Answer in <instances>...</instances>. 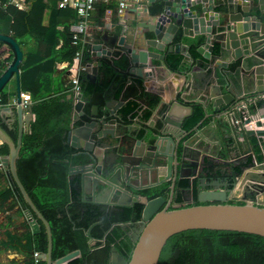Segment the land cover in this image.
Returning a JSON list of instances; mask_svg holds the SVG:
<instances>
[{"label": "water", "instance_id": "95a60500", "mask_svg": "<svg viewBox=\"0 0 264 264\" xmlns=\"http://www.w3.org/2000/svg\"><path fill=\"white\" fill-rule=\"evenodd\" d=\"M152 1L155 0H148ZM156 1V13L150 15L149 21L140 23L152 35V38L144 40L143 43L156 45L161 50L167 44L168 48L171 45L175 52H179L182 45L180 42L171 44L174 38L187 35L196 37L195 40L199 42L197 50L204 58L197 63L208 70L206 75L201 76L204 81L202 89L209 90V98L199 102L204 107V117L209 115L206 106L210 103L217 120L216 124L214 120L205 125V135L214 136L219 140L218 150L215 148V152L210 151L208 154L216 158L221 149L228 156H232V152L238 149L239 154L224 159L223 165L234 160H245L254 146L251 138L264 132L260 127L264 122L251 117L243 118L245 106L237 104L238 100H234L231 94L222 93L221 84L216 81L223 80V85H227L224 70L228 62L224 60H238L237 69L241 72L245 87L264 94V0H256L255 5L252 0H226V3L221 5V10L215 9L213 0ZM0 42L8 46L12 55L0 73V93L12 77L17 82L12 99L6 97L5 102L0 103V140L7 147L4 160L6 172L12 180V187L16 186L25 203L23 213L31 227H39L37 219L43 224L47 244L46 251L40 253V258L45 264H52L49 223L31 200L17 173L22 135L28 130L32 120L30 105L24 107L21 103L18 83L22 51L11 34L0 32ZM112 49L129 55L137 75H150V70L142 72L143 68L148 66L149 58L162 57V54L148 49H137L135 38L133 42H127L120 31L106 29L100 36V41L91 43L80 57V61L84 62L83 71L92 81L96 79V68L102 63L99 58L110 56ZM184 54L188 56L186 49ZM242 70L245 74H242ZM74 98L76 100L71 110V122L65 132L64 141L79 149L77 154L81 156L80 161L73 164L68 173L79 175L73 189L83 203L109 208L131 206L144 199L137 190L170 181L167 199L157 195L145 200L138 220L120 223L133 247L126 260L111 246L107 264H157L167 239L189 229L233 230L264 237V206L256 204L253 200L234 203L228 199V191L235 184L238 173L225 179L217 176L205 184L202 181L206 177L196 176L202 163L201 157L206 156L207 147L196 145L193 150L192 142L188 140L199 130L202 120L187 131L181 127L184 118L191 114V106L178 102L168 105L164 102L159 134L149 138H120L121 132L113 126L117 124V110L123 97H120L115 105L106 101L107 113L101 115L93 105L88 120L80 124L78 121L83 113L84 102L81 93L74 95ZM177 106L186 108V113L175 116L173 110ZM251 121H254L255 129H252ZM12 128L16 129L15 139L8 132ZM175 130H178L177 134ZM192 138L195 140L197 137L194 135ZM167 139L171 141L170 145L165 143ZM252 166H264V160L256 161ZM210 172L216 173L207 166L205 174L208 176ZM135 178H144L147 181L136 184L133 182ZM179 178L189 179L191 187L194 186L196 190L195 198L191 197L189 205L171 208L175 205L172 198L175 182ZM256 185L258 188H264V180ZM87 193L91 194L89 199H85ZM97 223L99 221L87 228L86 235H89L91 227ZM93 240L89 238V244ZM70 255L62 256L55 262L66 260Z\"/></svg>", "mask_w": 264, "mask_h": 264}, {"label": "trees", "instance_id": "16d2710c", "mask_svg": "<svg viewBox=\"0 0 264 264\" xmlns=\"http://www.w3.org/2000/svg\"><path fill=\"white\" fill-rule=\"evenodd\" d=\"M106 7L104 4H99L97 9L103 13ZM64 9L76 15L74 9L68 7ZM49 10L50 8L44 5L43 0L36 1L27 11L9 4L0 5V19L7 14L12 16L11 35L17 41L18 38L25 36L33 26L32 19L29 18L30 13H48ZM70 36L71 31L66 28L65 41L56 51L59 56L54 55L59 60H67L69 64L77 48L71 44ZM188 48L189 54L195 57L197 55L196 43H190ZM11 56L8 46L0 42V73L10 61ZM164 60L173 73L184 75L188 69L182 55H166ZM123 61L119 63L114 59H104L101 63L103 78L99 81L88 80L83 70L79 72V87L84 105L78 123L88 118L93 104L98 107L104 105L109 91L114 97H123L118 109L119 117L125 119L138 112L139 104L135 96L137 95V83L140 84L141 80L135 78L128 82L126 61L124 59ZM230 79L236 81L234 77ZM70 93L72 95L69 98L48 97L30 105L35 119L31 123L30 131L22 136L17 159L19 179L35 206L49 223L52 238V264H107L111 246H114L128 260L133 243L125 236L120 223L138 220L145 200L157 195H162L167 199L170 181L137 190L136 192L144 199L131 206L106 208V206L83 203L73 189L75 179L68 175L70 166L77 164L81 158L77 150L68 146L64 141L75 99L71 90ZM5 99L6 93L3 90L0 93V103H4ZM158 100V97L151 98L149 106H154ZM191 104L192 112L183 123L185 130L193 128L204 114V107L200 102ZM149 114L150 110L144 109L141 112L142 119L148 118ZM8 132L12 138H16L14 128ZM253 144V154H248L245 160L240 159L223 165L221 160L205 156L202 158L201 169L206 170L208 163H212L216 174L218 172L227 173L230 176L240 174L245 168L252 166L255 161L262 160L257 143L254 141ZM0 152L7 153L5 144L1 145ZM7 175L9 184L6 181L0 184V208L15 195L23 210L25 203L16 186L12 187V180L9 174ZM174 190L176 192L173 198L175 205L171 208L189 205L190 203H182V199L186 197L195 198V187H191L188 178L177 179ZM230 202L242 203L241 201ZM21 208H17L14 213L23 216ZM4 216L8 220L1 225L13 224V221H10L12 216ZM27 220L24 221L25 226L28 225ZM96 221L99 223L94 224L89 235H86L87 228ZM37 222L39 227H31V234L26 236L25 243L30 253L37 251L40 254L46 251L47 238L43 224L38 219ZM89 238L94 239L90 244ZM69 254L71 255L66 260L55 262L58 258ZM33 262L28 261L27 264H45L41 259ZM157 264H264V237L233 230L189 229L181 231L167 239Z\"/></svg>", "mask_w": 264, "mask_h": 264}, {"label": "crops", "instance_id": "0c3cea01", "mask_svg": "<svg viewBox=\"0 0 264 264\" xmlns=\"http://www.w3.org/2000/svg\"><path fill=\"white\" fill-rule=\"evenodd\" d=\"M19 1L21 3L20 7L16 6L15 4H9V5H13L17 9L27 11L30 9L32 4H34L38 0H19ZM43 3L45 6H48L50 8L48 13H30L29 18L32 19L33 26L25 36L17 39L19 47L22 51V60L19 65L18 83H19L20 91L26 92L30 95L31 101L29 105H31L36 101H40L48 97H54V96H60L65 98L71 97L72 95L70 93L71 78L72 76L77 74V72L74 71V67L71 68L72 62L69 64L67 60H59L58 58H56L57 56H59V54L56 51H58L62 47L65 41L66 28L70 29L71 25L75 23L76 15L74 13H69V10H65L64 7H60L58 5L57 0H43ZM213 3L216 5L215 9L221 10L222 9L221 5H224L226 3V0H213ZM142 4H143L142 6H139V4H135V3L130 4L129 6H127L126 9H124L121 12H118L114 5L110 4L108 6L105 4L108 7V10H106L107 9L106 7L103 13H100L99 10L97 9V7H99V4L95 5L94 9L91 12L89 25L84 33V38L86 41L84 51L91 43L100 41V36L103 34L104 30L107 29L109 31H116V32L120 31V33L123 34V36L125 37V41L127 42H133L135 38L137 49L140 48L148 49L152 52L162 54L161 58H156V57L149 58L148 66L144 67L142 70V72L149 70L151 71V74L147 76L136 74L135 69L130 62L129 55L126 52L112 49L110 56H102L101 58H99L101 62L104 59H114L119 63L124 62L123 61L124 59L126 61L125 69L127 70V74H128V82H130L132 79L135 78L141 80L140 84L137 83V95L135 96L136 97L135 99L139 104L138 112H136L134 116L126 117L125 119L118 117L117 124L113 126L121 132L120 138L123 136H130L135 138H144V137L149 138L152 135L154 136L156 134H159L158 130L162 127L161 118H162V110L164 109L163 106H165L164 102L167 103L168 105L173 102H178L184 105L191 106L192 105L191 103L193 102H199L205 98L207 99L209 98V90L202 89L204 86V81L202 80L203 78L201 76L206 75L208 70L204 66L200 67V65L197 63L198 61L204 60V58L197 50V46L199 42L195 40L196 37L195 36L190 37L187 35L182 37L178 36L177 38H174L171 44L173 42H180L182 45V49L179 52H175L171 47V45L168 48L167 44L165 45L163 50L159 49V47H157L156 45L144 44L143 43L144 40H148L152 38V35L149 33L148 29L145 26L140 25V23L150 20V15L156 13L155 9L158 8V2L156 0L152 2H148V0H143ZM147 4L149 5L147 6ZM252 4L253 5L257 4L256 0H252ZM217 5H219V7ZM145 8H147V11H145ZM223 20H225V18ZM11 23H12V16L10 14H7L4 18H1L0 32L11 34ZM118 23L121 25H118ZM190 43H196L197 55L195 57H192L188 52L189 49L188 47ZM106 48L111 49L109 46H106ZM185 49L188 53V56L184 54ZM170 54L182 55L183 61L188 66V69L187 71H185L184 75L182 73H173L166 66L164 59L166 55H170ZM224 62H228L227 68H225L224 70V76L226 78L227 85H223V80L216 81V83L221 84V92L231 94L234 100H238L237 104H241L242 107L244 105L245 107H243V111H244L243 114L250 115L249 117L251 118L259 119L263 123L264 116H262V114H264V94L256 91L254 92L251 90L252 88L247 89L245 87L243 83V78L241 76V72L237 69V65L239 62L238 60L236 62H230V58H227L226 60H224ZM80 64L84 66L83 61H81ZM83 73L88 80H91L87 76L86 72L83 71ZM242 74H245L243 70H242ZM197 75L199 77H197ZM94 76L96 77L95 81L97 80L99 81L103 78L101 65L96 68V74ZM231 77L232 78L234 77L236 81L230 79ZM16 86H17V82L15 78L12 77L3 88V90L6 93V97H9L10 100L12 99V96L16 92L17 89ZM109 92L110 93L109 95H107L105 103L102 107H98L97 105L93 104L96 106L99 115L107 113V108L105 105L106 101H108L110 105H115L116 101H118L119 98L122 97V96L114 97L111 91ZM154 97H158L159 100L154 106L150 107L149 101L151 98ZM81 99L83 100L82 96ZM75 100L76 99H74V101ZM92 106L90 112L92 111ZM206 108H207L206 112L209 115L207 117H204L203 114L202 118L200 119L202 120V122L199 125V130L196 132V134H194L196 135L197 138L193 140L192 137L194 135L188 138V140L192 142L191 148L195 150L196 145L199 146L205 145L207 147V150L205 151L206 156L212 159H219L221 161H223L224 159H228L229 157L235 156L234 154H239L238 149L232 152L233 153L232 156H228L221 149L219 150L216 158H213L210 156V154H208L210 151L215 152L216 149L218 150L217 145L219 144V140L214 136H207L204 133V131L207 128L205 125L208 122L214 121L216 115L213 112L210 103L207 104ZM144 109L150 110V114L146 119H142L141 117V112H143ZM82 112H83V108H82ZM181 113L182 114L186 113V108H183L182 106H177L173 110V114L175 116ZM70 116H71V111H70ZM187 117H185L182 122V126H181L182 128H183V123ZM34 119H35V115L32 112V120L26 132L30 131L31 123L34 121ZM86 120H88V118ZM254 121L250 122L252 129L256 128L254 125ZM70 122H71V117L69 119V123ZM216 123L217 120H215V124ZM76 125L78 124L76 123ZM260 127L264 128V124H262V126ZM184 131L187 130L184 129ZM175 133L177 134L178 130H175ZM211 135H213L212 132ZM258 136L259 135L252 137L251 141L252 142L255 141L257 143ZM172 137L174 140L175 139L174 135H172ZM165 143L167 145H170L171 141L167 139L165 140ZM74 149H76L77 152L79 151V149L77 148ZM248 154H253V149H251ZM6 155L7 153L2 154L0 152V160L4 161L6 159ZM72 166L73 165H71L70 168ZM68 175L72 179H75V181H77L79 178L78 174L70 175L68 173ZM217 175L218 177L220 178L222 177L223 179H225L227 176H230L227 173H220V172H218ZM263 180H264V166H261L259 168L249 166L245 168L236 177L235 184L228 191L229 201L249 202L253 200L255 201L256 204L264 206V188H258L257 187L258 185H256V183ZM4 181H6L9 184L6 169L5 170L0 169V184L3 183ZM145 181L147 180H145L144 178H135L133 182L136 184L138 183L140 184L141 182H145ZM175 194L176 192L174 193L173 198ZM90 195H91L90 193H87L85 199H89ZM11 201H13L14 203L13 211H11V205H10ZM190 201H191L190 197H186L185 199H182V203L184 204L190 203ZM99 206L103 207V205H99ZM17 208H21V207L15 195L12 198H10L3 205L2 208H0L1 222L5 214H9V212L13 214L11 217V221H13V224L8 225L6 227H12L14 226V224H16L18 221L21 220L20 215H16L14 213L15 210H17ZM21 211H23L22 208ZM23 216H24L23 219L27 220L24 213ZM28 225L29 228L31 229V225L29 224V222ZM6 227H2V230H5ZM15 241H18V239L15 238ZM5 253L6 256L11 260L20 262L23 259V255L19 254L15 250L6 249Z\"/></svg>", "mask_w": 264, "mask_h": 264}, {"label": "built area", "instance_id": "2783aa9c", "mask_svg": "<svg viewBox=\"0 0 264 264\" xmlns=\"http://www.w3.org/2000/svg\"><path fill=\"white\" fill-rule=\"evenodd\" d=\"M57 1L60 7L72 8L75 10L76 15H77V20L70 27L71 44L77 47L75 49V52L72 58V64H71V68L74 67V71L77 72V74L72 76L71 78L70 90L73 92L74 95H77L81 93L80 87H79L78 73L83 70V66L80 64L81 62L80 57L84 51V47L86 43L85 38H84V33L89 25L91 12L94 9L95 5H98V4L105 5L106 4L109 6L111 4L116 7V10L118 12H121L124 9H126L127 6H129L130 4L135 3V4H139V6H142L143 0H57ZM8 4H15L18 7H20L21 5L19 0H5L4 2L0 1V5L2 6L8 5ZM106 10H108V8ZM7 64L8 63H6V65ZM20 96L22 99L21 101L22 105L24 107H27L31 101L30 95L26 92H20ZM249 116L250 115L243 114V118H246ZM0 145H2L1 140H0ZM257 145L262 154V160H264V132L258 136ZM0 169H3V170L7 169L4 161L2 160H0ZM32 255H33L35 262H37V260L40 259V254L37 251H33Z\"/></svg>", "mask_w": 264, "mask_h": 264}, {"label": "rangeland", "instance_id": "374dc122", "mask_svg": "<svg viewBox=\"0 0 264 264\" xmlns=\"http://www.w3.org/2000/svg\"><path fill=\"white\" fill-rule=\"evenodd\" d=\"M11 205V211L14 210L13 208V201L10 202ZM1 210V209H0ZM8 216H12V214L9 212V214H5ZM16 216V215H15ZM21 220L18 221L14 226L12 227H6L8 225H1L3 223H6L8 220L5 216L3 217V220L1 222V217H0V264H27L28 261H34L33 255L30 251H28V248H26V236L28 237L31 234V229L29 228V225L25 226L26 221L24 216H20ZM11 221V220H10ZM12 222V221H11ZM28 222V221H27ZM2 227H6L5 230H2ZM20 229V230H18ZM15 238L18 239V241H15ZM10 249V250H15L19 254L23 255V259L20 262H17L15 260H11L6 256L5 250ZM31 256V259L29 260ZM34 263V262H33Z\"/></svg>", "mask_w": 264, "mask_h": 264}, {"label": "flooded vegetation", "instance_id": "af4514ba", "mask_svg": "<svg viewBox=\"0 0 264 264\" xmlns=\"http://www.w3.org/2000/svg\"><path fill=\"white\" fill-rule=\"evenodd\" d=\"M203 157H205L204 155L201 157V162L203 163V160H202V158ZM202 163H201V165H202ZM212 163H208V166L210 167V170L212 171L214 168L212 167L213 165H211ZM196 176L197 177H206V178H204L203 179V181H202V183L203 184H205V183H207V182H209L210 180H212L214 177H217L218 175L216 174V173H212V172H210V174L207 176L206 174H205V170H202L201 169V166L198 168V171H197V173H196ZM231 176H228V178H230ZM208 178H210V179H208ZM227 181H228V179H227ZM109 258V257H108ZM41 259V258H40ZM107 261H108V259H107Z\"/></svg>", "mask_w": 264, "mask_h": 264}]
</instances>
